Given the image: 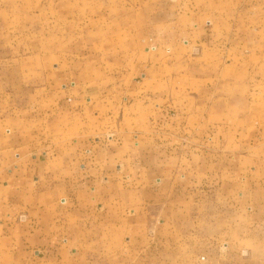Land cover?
Returning a JSON list of instances; mask_svg holds the SVG:
<instances>
[{"label": "crops", "instance_id": "obj_1", "mask_svg": "<svg viewBox=\"0 0 264 264\" xmlns=\"http://www.w3.org/2000/svg\"><path fill=\"white\" fill-rule=\"evenodd\" d=\"M201 15L183 36L212 54ZM157 75L105 98L68 91L74 136L63 124L61 136L15 140L0 124V264H143L150 245L176 258L186 238L216 264L231 249L218 237L264 234V98L251 88L262 80L191 103L173 96L165 66Z\"/></svg>", "mask_w": 264, "mask_h": 264}, {"label": "rangeland", "instance_id": "obj_2", "mask_svg": "<svg viewBox=\"0 0 264 264\" xmlns=\"http://www.w3.org/2000/svg\"><path fill=\"white\" fill-rule=\"evenodd\" d=\"M199 8L204 14H197ZM199 15L213 23L209 29L217 45L212 54L183 36ZM179 32L186 46L173 44ZM158 65L175 77L169 82L172 94L183 101L206 103L224 96L244 78L256 79L255 72L262 83L251 88L262 100L264 0H0V124L10 138L61 136L63 124L73 125L70 136L77 135L83 131L80 120L63 118L68 111L61 109L68 91L73 99L94 91L105 98L157 77ZM218 238L229 240L231 249L216 264H264V234L238 237L231 232ZM184 240V253L175 252L176 258L173 246L158 252L152 244L139 260L206 264L212 257L204 248L189 253L184 245L189 240Z\"/></svg>", "mask_w": 264, "mask_h": 264}, {"label": "built area", "instance_id": "obj_3", "mask_svg": "<svg viewBox=\"0 0 264 264\" xmlns=\"http://www.w3.org/2000/svg\"><path fill=\"white\" fill-rule=\"evenodd\" d=\"M150 50L155 51L156 50V47L152 45L151 48H150ZM166 52H169V49H166Z\"/></svg>", "mask_w": 264, "mask_h": 264}]
</instances>
